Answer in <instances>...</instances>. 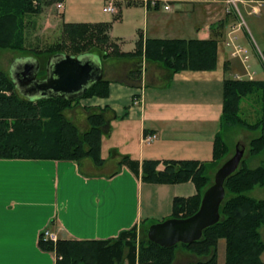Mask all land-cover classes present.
<instances>
[{
    "label": "crops",
    "instance_id": "obj_1",
    "mask_svg": "<svg viewBox=\"0 0 264 264\" xmlns=\"http://www.w3.org/2000/svg\"><path fill=\"white\" fill-rule=\"evenodd\" d=\"M254 1L237 2L246 14L264 17V3L252 12ZM110 2L116 13L104 9ZM226 3L160 0L152 6L145 0H63L60 23L108 24L109 39L118 52H133L141 42V59L102 61L103 78L109 81L105 97L80 98L66 114L86 131L88 115L102 113L109 125L106 133L119 136L122 151L102 157L100 166L89 158H0V264H56V254L38 245L44 229L66 240L116 238L133 225L140 228L142 223L170 218L175 197L196 194L192 181H143L142 164L157 161L156 169L162 170L165 160L212 159L213 142L221 132L223 81L233 78L228 75H246L223 44L230 28L238 26ZM132 29L136 33L127 35ZM213 29L218 48L212 70L172 73L163 63L144 57L148 38L207 39ZM240 30L234 33L242 45L247 34L242 30L241 37ZM126 41L129 47L124 48ZM151 133L155 139L143 142V135ZM124 155L135 163L121 162Z\"/></svg>",
    "mask_w": 264,
    "mask_h": 264
},
{
    "label": "trees",
    "instance_id": "obj_2",
    "mask_svg": "<svg viewBox=\"0 0 264 264\" xmlns=\"http://www.w3.org/2000/svg\"><path fill=\"white\" fill-rule=\"evenodd\" d=\"M38 11L32 0H0V48H20L22 39L19 38V28L23 25V15ZM108 28L105 23H62L60 43L38 52L29 51L22 56L40 57L43 54L47 57L57 52L72 55L91 52L104 61L107 55L102 46L110 40ZM111 44L114 57L138 56L141 59L140 40L136 43V49L128 53L118 52L116 45ZM217 48V29H213L207 39L148 38L144 43V57L148 61L163 63L172 73L184 69L209 71L216 67ZM44 61L41 60L42 63ZM8 75L0 70V158L75 161L89 158L95 165H102L104 160L97 151L100 134L109 131L105 116L102 113L89 114L90 127L81 131L61 111L83 97H105L108 93L107 79L95 82L75 100L58 97L29 100L18 92ZM2 90L13 92L7 96ZM256 92L260 93V115L251 122L241 115V101ZM220 125L221 132L215 136L212 159L209 161L165 160L162 170L156 169L157 161L143 162V181H192L196 187V194L173 199L170 217L186 218L199 208L202 194L210 185L208 170L227 152V145L221 137L223 128L241 126L258 131L249 142V153H264V79L226 78L223 81ZM128 161L135 163L127 155L121 158L123 163ZM133 169L136 171L137 166ZM224 185L226 193L219 207V221L205 228L198 240L188 244L162 247L150 241L146 235L150 222L142 223L140 228L133 225L122 230L116 238L105 240L57 238L53 241L45 238L44 232H41L38 245L42 250L56 254V264H172L177 246L198 257L196 261L182 264H215L217 240L224 238V264H264L260 257L264 251V241L259 231L264 225V197L257 199L247 194L256 185L264 186V164L254 168L240 164Z\"/></svg>",
    "mask_w": 264,
    "mask_h": 264
},
{
    "label": "rangeland",
    "instance_id": "obj_3",
    "mask_svg": "<svg viewBox=\"0 0 264 264\" xmlns=\"http://www.w3.org/2000/svg\"><path fill=\"white\" fill-rule=\"evenodd\" d=\"M58 1L59 0H32L33 6H37L39 11L37 13H26L25 15H23V25H21V27L19 28L21 32L19 38L22 39L20 48H0V70L6 75L9 74L11 63L16 57L28 54L29 51L38 52L39 50L47 48L48 46H54L61 42L62 23H60L57 19L59 17L60 9H57L56 7V3ZM226 4L231 13L236 15L235 12L238 11L241 15L235 17L238 18V22H242L240 29L244 30L247 34V37H244L241 43L247 50V64L249 65V70L254 71L252 78L264 79V33L261 31L264 28V17L254 14H246V11L243 9L242 4L239 2H236V5H233L231 3ZM140 17H142L141 13ZM139 27L142 28V25L140 24ZM231 29L232 28H230V30ZM242 30L238 31V35H240L241 37H243L244 32ZM134 33H136V30L134 29L129 31L126 30L127 35ZM129 43V41L124 42V48L129 47ZM102 48H104V54L106 53L107 55V60L111 57H114L112 54L113 44H111L110 40L107 45H103ZM40 55L41 56L39 57V59L44 61L46 59V55ZM231 60L235 61L236 65L244 71V65L238 58L231 57ZM40 75H42V73H40ZM237 75L240 79L249 78L247 74ZM228 77L234 78L235 74H232L231 76L228 75ZM12 92L13 91L10 90H2V93L7 96L11 95ZM259 94L260 93L258 92L253 93L246 96L241 101V115H243V117H245L248 121L252 122L260 115L261 101ZM77 102L78 100L73 101L72 103H70L69 107L65 108L61 112L66 116L67 112ZM67 118L70 119L69 117ZM257 134L258 131H251L241 126L222 129L221 137L227 145V152L217 163L213 164L209 168V184L213 182V177L216 169L223 163V161L232 156L235 153L236 149L243 150V156L241 158L240 164H243L244 166L249 168H254L261 164H264V153H259L257 155H251L249 153V142ZM119 141V136L116 133L111 135L109 133H101L98 138V156L111 157L115 154H118L119 151H122V146L118 144ZM116 142L118 146L115 145ZM247 194L251 197L260 199L264 196V186L256 185ZM259 231L261 234V238L264 241V225L259 228ZM142 234L143 232L141 231V235ZM188 254L192 255L191 252H188L185 249H182L180 246H177L175 248V258L172 264H176L177 260L181 259V256L187 257V259L185 260H192L193 257H188ZM260 257L264 262V252L262 253V256L260 255ZM224 262L225 239L219 238L216 243L215 264H224Z\"/></svg>",
    "mask_w": 264,
    "mask_h": 264
},
{
    "label": "water",
    "instance_id": "obj_4",
    "mask_svg": "<svg viewBox=\"0 0 264 264\" xmlns=\"http://www.w3.org/2000/svg\"><path fill=\"white\" fill-rule=\"evenodd\" d=\"M9 75L15 88L26 99L58 97L75 100L103 78V62L91 52L78 55L57 52L47 56L44 63L33 55L20 56L11 63ZM242 156L243 150L236 149L216 169L213 182L204 190L194 214L151 223L147 238L162 247L198 240L205 228L219 221V207L225 198V180L238 169Z\"/></svg>",
    "mask_w": 264,
    "mask_h": 264
},
{
    "label": "built area",
    "instance_id": "obj_5",
    "mask_svg": "<svg viewBox=\"0 0 264 264\" xmlns=\"http://www.w3.org/2000/svg\"><path fill=\"white\" fill-rule=\"evenodd\" d=\"M147 1L150 5L154 6L158 1L160 0H145ZM165 1V0H163ZM202 1H218V0H202ZM227 3H231L233 5H236V2L237 0H225ZM262 3L263 1H255V4L251 6V10L253 13L257 12L259 7L262 6ZM56 6L59 8V9H62L63 7V3H62V0H59L56 4ZM165 8H168V5L165 4L164 5ZM106 11H109V12H113V13H116V10H115V7L114 5L110 2L105 8H104ZM238 16H241L240 13L237 11L236 12ZM242 22H239L238 23V26L237 28H233L232 30H230L227 34V40L224 42V45L226 47H229L230 48V55L232 57H236V58H239L240 61L243 63L245 69L247 70V75L249 76V78H252L253 76V73L252 71H248V67L249 65L247 64V60H248V55H247V51L244 47H242L237 41V37L235 35V31L241 26ZM235 77H239L238 75H235ZM156 135L154 133H151V134H145L143 135L142 137V141L143 142H146V143H149L151 141H153L155 139ZM44 232V236L45 238H48L50 240H53L55 241L56 240V235L52 232H50L49 230H43Z\"/></svg>",
    "mask_w": 264,
    "mask_h": 264
},
{
    "label": "flooded vegetation",
    "instance_id": "obj_6",
    "mask_svg": "<svg viewBox=\"0 0 264 264\" xmlns=\"http://www.w3.org/2000/svg\"><path fill=\"white\" fill-rule=\"evenodd\" d=\"M41 60V59H40ZM188 257L190 256V257H193V259L192 260H196V259H198V257H196L194 254H192V255H190V254H188L187 255ZM183 256H181V259H179V260H177V263L176 264H182V263H187V261L188 260H185V259H187V257H183Z\"/></svg>",
    "mask_w": 264,
    "mask_h": 264
}]
</instances>
